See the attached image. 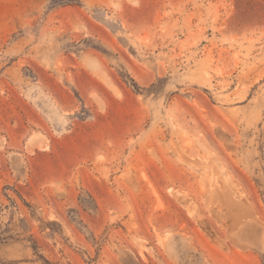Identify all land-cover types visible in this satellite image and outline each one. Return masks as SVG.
I'll return each mask as SVG.
<instances>
[{
    "label": "rangeland",
    "instance_id": "obj_1",
    "mask_svg": "<svg viewBox=\"0 0 264 264\" xmlns=\"http://www.w3.org/2000/svg\"><path fill=\"white\" fill-rule=\"evenodd\" d=\"M0 264H264V0H0Z\"/></svg>",
    "mask_w": 264,
    "mask_h": 264
}]
</instances>
